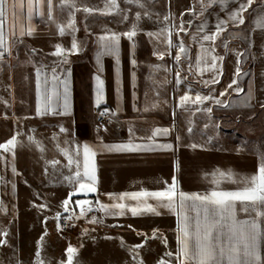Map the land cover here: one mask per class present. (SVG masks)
Segmentation results:
<instances>
[{"label": "crops", "instance_id": "obj_1", "mask_svg": "<svg viewBox=\"0 0 264 264\" xmlns=\"http://www.w3.org/2000/svg\"><path fill=\"white\" fill-rule=\"evenodd\" d=\"M151 1L153 3L141 0L143 7H140L118 0L121 14H85L82 10L77 11L76 31L72 35H60L57 29V24H67V10H54L55 23L49 21L46 15L34 16L29 22L34 29L33 34L23 36L22 43L12 48V53L14 48L19 50L18 60L8 63L7 56L0 63V86L8 99L6 103L0 100V118L7 117L11 124L5 135H1L0 144L20 133L14 149L15 174L11 163L13 153L0 150V154L6 157L0 160V203L5 212H11L16 204L17 180L45 192L47 196L67 199L73 185L64 177L73 176L76 167L75 164L69 166L62 152L68 150L72 153L79 147L82 153L83 145L87 144L96 150V191L87 195L81 191L73 195L69 201L71 207H67L66 212L82 217L73 203L89 201L87 209L92 208V211L86 210V215L109 223L125 221L133 230H137L135 232L145 234L157 229L172 243L175 236L177 249V215L160 207L156 200L148 199L147 202L155 206L160 215L145 213L135 217L131 212L122 216L106 215L99 210L96 201L112 204L114 201L108 194L162 190L166 187L165 182L172 184L173 177L177 191L205 194L215 187L211 182L215 170L225 173L231 170L233 179L239 180L256 174L260 164L264 163L262 152L225 148L211 142L216 134V126L214 129L210 127L221 121V117L214 114L217 111L243 116L250 110H264V27L258 26L259 19L264 17V0H254L255 5L243 13V25L233 26L230 21L226 23L223 26L226 30L220 32L214 42L202 41V36L215 32L218 20L228 21L229 13L238 7L237 0H215L210 7H205L206 0L204 3L202 0ZM80 5L103 9L105 0H77V6ZM8 11L6 35L11 43L15 39L11 35V4ZM136 13L140 14L139 21ZM124 14L127 20L122 19ZM165 16L169 17L167 21ZM181 22L186 31H179L175 27ZM133 23L138 24L136 35L131 40L120 35L118 52L101 56L97 63L98 37L105 34V30L117 34L131 31ZM202 23L205 24L204 30L198 31ZM16 30L19 31L18 27ZM148 33L155 35L149 36ZM73 35L79 43V51L68 54L67 62H62L61 56L53 55L56 45L70 49ZM181 41L185 52H180L175 46H168L170 50L167 51L169 42L179 45ZM244 45H247V55L243 53ZM177 55L181 57L179 62L175 59ZM212 56L223 57L215 61V69L210 67ZM198 57L203 58L199 66ZM246 66L250 67L244 71ZM53 67H56L61 80L66 78V73L71 74L67 77L70 81L68 113L56 114L64 112L61 84L57 89L59 98L53 96L48 113L37 115L36 70L40 68L46 74L50 89ZM237 68L240 72L238 77L235 75ZM218 74L219 83H204ZM96 76L104 81L103 99L99 106L95 103ZM44 78L42 76L41 81ZM234 78L243 91L237 93L228 89L227 95L219 97V93ZM186 93L191 99L182 106L180 98ZM197 94L217 96L228 106L217 105L213 100L194 103ZM162 101L169 104V117L166 119L161 109H157ZM39 102L43 104V88ZM209 107L211 112L205 110ZM3 108L11 110L9 116H4L6 112H3ZM174 113L185 118L193 114L205 116L203 139L206 142L197 144L200 147L193 149L191 145L195 144L196 137L194 129H191L192 124L184 121L181 133L175 131L172 121ZM100 117H106V122H100ZM61 128L66 131L61 132ZM156 128L168 129V132L149 139ZM29 137L33 138L32 142H29ZM129 141L153 147L152 150L138 151L106 150V146L127 144ZM159 145H171V148H161ZM51 161L59 163L53 168L49 163ZM219 187L234 190L238 185L223 179ZM123 202L131 205L137 203L136 200ZM237 218L243 220L247 216L238 211ZM80 219L86 220L87 217Z\"/></svg>", "mask_w": 264, "mask_h": 264}, {"label": "snow or ice", "instance_id": "obj_2", "mask_svg": "<svg viewBox=\"0 0 264 264\" xmlns=\"http://www.w3.org/2000/svg\"><path fill=\"white\" fill-rule=\"evenodd\" d=\"M126 4H137L143 7L141 0H123ZM205 0H202L204 3ZM215 0H206L205 7H210ZM238 7L229 13L228 21L218 20L215 25V32L212 34H204L202 41L214 42L220 32L225 31L223 27L229 21L233 26L243 25L245 19L243 13H245L254 3V0H237ZM11 4V35L15 38L13 42H9V38L6 35V27L9 20V5ZM19 9V10H18ZM54 10L65 11L69 20L65 25L57 24L58 33L60 35H72L75 31V13L77 11H83L85 14L100 13L102 15H108L112 13L121 14L118 0H105V6L103 9L88 7L87 5L77 6V0H0V63H2L7 56L12 55V48L16 44L22 43V37L25 35L31 36L34 29L30 26L29 22L32 21L34 16H45L49 21L55 23L53 16ZM191 11V9H190ZM127 15H122L123 20H127ZM137 21L140 19V14L136 13ZM169 19L165 16V20ZM18 21H20L18 23ZM190 23V22H189ZM258 26L264 27V17H261L258 21ZM17 27L19 31L17 32ZM178 27L179 31H186L184 23L181 22ZM205 24L202 23L198 31H203ZM138 24L133 23L131 31H125L122 34L105 30V34L98 37L99 51L97 53V63H99L100 57L103 55L116 54L118 52V46L120 41V35L126 36L128 39H132L137 32ZM70 30V31H66ZM167 29H161L166 31ZM149 36L155 35L154 33H148ZM179 48L180 52H185L186 49L183 42L179 45H171ZM226 48L227 45L225 44ZM203 48V45H202ZM35 51V50H33ZM79 51V43L73 35L72 44L70 49H64L60 45H56V52L53 55L61 56L62 62H67L68 54H75ZM204 51H208L204 49ZM214 51V49H213ZM239 55H243L240 53ZM163 54H161L162 58ZM176 61L179 62L181 57L177 55ZM202 57L197 58V65L199 66ZM217 59L222 60L223 57L212 56L211 68H216L215 61ZM117 63L119 61L117 60ZM133 63H135L133 61ZM207 61L205 60V64ZM239 63V60L237 61ZM191 67V65H189ZM70 72L66 73V78L61 80L57 73L56 67L51 69V88L49 89V80L46 74L41 72L40 68L36 70V87H37V115L47 114L51 107V101L53 96L59 98L57 91L59 85H63V113L67 114L69 108V84L67 79L70 76ZM237 77L240 75L239 68H237ZM45 78L41 81V77ZM179 78V73H177ZM95 103L100 105L103 99V87L104 81L99 77H95ZM219 74L214 76L210 81H205V84L219 83ZM235 86V87H234ZM43 88V104H41V90ZM233 89V91L240 93L243 91L238 85V80L233 79L227 88L219 93V97L227 95V90ZM51 92V95H49ZM219 97L213 95L201 96L197 94L195 102H203L207 100H213L215 104L227 107ZM191 98L187 93L180 98L181 105L183 106ZM6 103V102H5ZM264 106V105H262ZM147 110V109H146ZM211 112V107L205 109ZM61 132L66 131L61 128ZM131 131V130H130ZM191 131V129H189ZM168 129L156 128L153 130L152 139L160 134H167ZM20 133H16L5 143L0 144V150L3 153H13V159L11 161L13 165V173L15 174L14 167V149L18 144L17 136ZM29 142H32L33 138L29 137ZM179 139V137H177ZM39 146V145H38ZM152 145L149 144H133L131 141L127 144L110 145L106 146L107 151H138V150H152ZM158 147L170 149L171 145H159ZM193 149L200 147L197 144H192ZM43 150V149H41ZM62 154L68 159L69 166L75 164L76 170L73 176L64 177L73 185V191L69 194V197L63 201L65 211H67V205L73 195L79 192H83L85 195L90 192L96 191V165L95 156L96 150L92 146L87 144L83 145L82 153L79 147L70 153L68 150H63ZM2 154H0V160H5ZM55 168L58 161L49 162ZM82 167V171H81ZM71 171V167L69 169ZM212 183L215 185L213 190L205 194H186L182 191H177L176 180L173 177L171 185L165 182L166 187L162 190L148 191L140 190L136 192H124L121 194H108L109 198L114 202L112 204H103L99 200L96 203L99 205V210L103 211L106 215L110 216H122L126 212H131L135 217L143 215L145 213H152L154 215H160L156 211V207L147 202L148 199H154L158 202L160 207L167 208L169 211H174L177 215V243L178 247L173 252H166L165 255L170 259L165 262L160 261V264H173L172 258L174 256L175 264H264V251H262V242H264V163H261L258 167L257 173L249 177H242L239 180L233 179L234 173L229 170L227 173L215 170L212 173ZM223 179H227L232 183H236L238 187L234 190H223L219 187L220 182ZM126 200H136L135 205L124 203ZM78 205L84 203H90L89 201L78 200L75 201ZM239 205V209L237 208ZM46 207V206H44ZM3 205L0 203V211H3ZM87 211H92V208H88ZM241 212L246 214L247 218L240 220L237 218V213ZM81 212V215H84ZM59 219V214H57ZM90 223H101L96 217L90 220ZM0 235L7 236L8 233H0ZM153 238H155V231L153 232ZM6 244L5 240H0V245ZM166 245V240H165ZM39 247V246H38ZM143 247V244L136 245L129 249L132 253L133 259L138 257L139 253L136 249ZM77 249L69 245L66 249L67 264H73V260ZM35 264H44L41 260V252L39 250L35 253ZM60 264H64L63 261ZM139 264V262H138Z\"/></svg>", "mask_w": 264, "mask_h": 264}, {"label": "rangeland", "instance_id": "obj_3", "mask_svg": "<svg viewBox=\"0 0 264 264\" xmlns=\"http://www.w3.org/2000/svg\"><path fill=\"white\" fill-rule=\"evenodd\" d=\"M168 46L170 45H167L169 52ZM18 53L19 50L14 48L13 55L11 58L8 56L6 61L14 63L18 60ZM1 87L0 100L4 103L8 99ZM168 107L169 104L162 101L157 108L163 112L164 119L169 117ZM10 111L3 108V112H6L4 116H9ZM214 114L221 117V121L210 125L213 129L216 126V134L212 136L214 138L211 142H217L225 148L264 153V110H250L243 116H233L227 111H217ZM205 119V116L198 114L185 118L174 113L172 121L175 131L179 133L185 126L184 121L191 123L196 137L194 143L204 144ZM9 125L7 117L0 118V137L5 135ZM17 183L13 212L0 211V233H8L7 236L0 235V240L6 241V244L0 245V264H35L37 250L41 252L44 264H60L61 261L67 264L66 249L69 245L77 249L73 264H160L161 260L167 262L170 259L165 255L166 252L171 251L175 255V236L172 238L173 244L168 237L160 235L157 229H154L153 238L154 231L150 234L135 232L137 230H133L125 221L109 223L99 218L97 220L101 223H90L95 216L86 215L87 203H73L79 214L84 212L82 217H87L86 220L80 219L82 217L68 214L64 210L63 201L66 198L47 196L45 192L26 186L21 180H17ZM67 207L71 205L68 204ZM63 219L69 223V232L60 230ZM141 244L143 247L136 249L138 257L133 259L129 249ZM172 261L175 264L174 256Z\"/></svg>", "mask_w": 264, "mask_h": 264}, {"label": "built area", "instance_id": "obj_4", "mask_svg": "<svg viewBox=\"0 0 264 264\" xmlns=\"http://www.w3.org/2000/svg\"><path fill=\"white\" fill-rule=\"evenodd\" d=\"M100 122H106V117H100L99 119ZM68 229H70L69 223L66 219H63L61 222V231L63 232H69Z\"/></svg>", "mask_w": 264, "mask_h": 264}, {"label": "trees", "instance_id": "obj_5", "mask_svg": "<svg viewBox=\"0 0 264 264\" xmlns=\"http://www.w3.org/2000/svg\"><path fill=\"white\" fill-rule=\"evenodd\" d=\"M255 3H256V2H254L253 5H252L248 10H250V9L255 5ZM247 52H248L247 45H244V52H243L244 55H247V54H248ZM249 67H250V66H246V67H244V71L248 70ZM64 215H67V214L64 213Z\"/></svg>", "mask_w": 264, "mask_h": 264}]
</instances>
